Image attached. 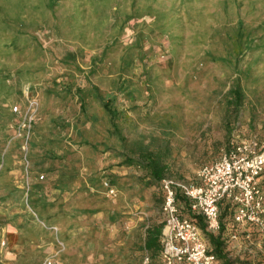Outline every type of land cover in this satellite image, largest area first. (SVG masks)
<instances>
[{
	"label": "rangeland",
	"instance_id": "374dc122",
	"mask_svg": "<svg viewBox=\"0 0 264 264\" xmlns=\"http://www.w3.org/2000/svg\"><path fill=\"white\" fill-rule=\"evenodd\" d=\"M52 1L0 0L2 264H95V235L80 237L78 225L74 239L72 231L74 219L100 208L118 213L122 227L142 216L138 202L161 219L159 188L140 189L139 169L91 144L104 137L113 144L110 124L95 99L81 115L72 86L114 94L129 139L165 135L167 177L179 183H198L200 166L231 141L264 138V0ZM237 81L246 96L238 109L227 101ZM31 100L24 156L17 129ZM234 243L233 255L264 264V238Z\"/></svg>",
	"mask_w": 264,
	"mask_h": 264
},
{
	"label": "built area",
	"instance_id": "2783aa9c",
	"mask_svg": "<svg viewBox=\"0 0 264 264\" xmlns=\"http://www.w3.org/2000/svg\"><path fill=\"white\" fill-rule=\"evenodd\" d=\"M36 103L29 101L18 125L22 138L20 149L26 156L29 146L32 114ZM13 112L21 113L17 105ZM264 138L255 135L231 141L220 156L200 166L198 183L184 184L164 177L159 184L162 194L160 215L163 220L160 243V264H219L209 252V245L200 227L177 204L176 189H180L190 200V210L200 213L206 228H220V214L225 206L232 207L231 220L237 228L250 226L264 238ZM107 194L113 195L115 188L103 181ZM57 233L55 225L47 226ZM231 239H238L233 231ZM250 236H246L249 240ZM57 243H63L57 240ZM147 260V257H145ZM45 264H53L51 258Z\"/></svg>",
	"mask_w": 264,
	"mask_h": 264
},
{
	"label": "trees",
	"instance_id": "16d2710c",
	"mask_svg": "<svg viewBox=\"0 0 264 264\" xmlns=\"http://www.w3.org/2000/svg\"><path fill=\"white\" fill-rule=\"evenodd\" d=\"M51 2L53 3L52 0ZM65 60L67 64L72 61L68 56ZM72 87L74 88V94L79 100V113L81 115H89L86 102L95 99L99 103L102 114L110 124V126L106 128V135L107 137L113 136V144L109 140L110 143L107 142L106 137L102 140L97 139L96 142L91 144L96 148L103 146L105 150L114 153L115 156L121 159L120 164L135 166L139 169L141 173L137 176L138 180L136 182L141 184L142 187H140V189L154 186L159 188L160 181L164 177H167L171 166L169 139H165V135H161L160 137L152 136L148 140L145 139V136H138L134 139H129L123 132V125H121L119 120V116L122 112L116 107L115 100L117 97L114 96V94L102 92L97 85H92L91 87H87V85ZM67 90H71V85L68 86ZM227 95L228 105H233L236 109L240 108V106L246 101V96L239 81L228 90ZM62 122H59V126L61 124L63 126ZM68 125L69 124L67 123L66 127H68ZM117 177L118 176L115 174L110 175V182L114 184L119 178ZM157 200L158 202H162V194ZM176 200L181 212H187L185 210L187 208V216H189L200 227L208 242L209 252L215 256L219 264H248V262L241 256L233 255L232 251L228 249L229 244H231L232 241L230 235L235 229L238 232L239 237L243 238L245 234L244 231L237 228L231 220L232 207H223L220 214L219 230L210 231L206 228L202 215L190 210V200L184 196L180 189H176ZM225 216H228V219H226ZM162 227V219L154 225L148 226L146 228L144 242L145 248L158 256H160L161 252L160 237Z\"/></svg>",
	"mask_w": 264,
	"mask_h": 264
},
{
	"label": "crops",
	"instance_id": "0c3cea01",
	"mask_svg": "<svg viewBox=\"0 0 264 264\" xmlns=\"http://www.w3.org/2000/svg\"><path fill=\"white\" fill-rule=\"evenodd\" d=\"M135 204L134 208H145L144 211L141 210L142 216L140 215L138 219H129L124 227L120 226L119 223L114 221L118 213H115L113 209L105 211L102 208H97L99 210H95L93 216L89 217V219L86 217L85 221H81V219L78 217L79 220H73V226H75L73 227L72 238L74 237L75 239L77 237L75 229H78V225L81 226L79 230L84 232H81L82 234L78 233L81 234L80 237L83 236L85 232L93 233V235H95L91 237L94 243L93 246H91L93 249H96V252L93 254L96 256L92 255V258H95V264H160V256L148 251L144 246L146 228L159 222L153 218L156 214V212L153 210L154 207H142L141 204L143 203L140 204V202H138L137 205ZM156 209L158 208L156 207ZM185 210L188 212L187 208ZM187 212H184L185 215H187ZM108 218L110 221H112L111 223H106ZM225 218L228 219V216H225ZM121 222L123 223V221ZM104 224L109 226H104ZM240 230L244 231L245 233L243 239H246L247 235L250 236V238L255 234L258 235L256 229H251L249 226L242 227ZM107 232V237L101 236ZM64 238L66 239L67 243L70 241L65 235ZM232 241H235L233 246L238 243V239H232ZM145 257H147V260H145ZM90 264H93V261L90 260Z\"/></svg>",
	"mask_w": 264,
	"mask_h": 264
}]
</instances>
